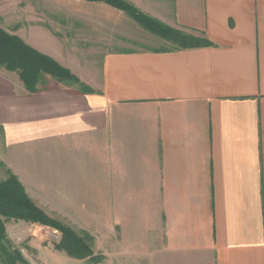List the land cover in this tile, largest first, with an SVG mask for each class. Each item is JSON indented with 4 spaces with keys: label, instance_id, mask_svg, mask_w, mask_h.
I'll list each match as a JSON object with an SVG mask.
<instances>
[{
    "label": "crops",
    "instance_id": "0c3cea01",
    "mask_svg": "<svg viewBox=\"0 0 264 264\" xmlns=\"http://www.w3.org/2000/svg\"><path fill=\"white\" fill-rule=\"evenodd\" d=\"M122 1L210 44L102 2L9 4L0 27L91 92L51 79L31 94L0 66V180L87 233L113 212L99 231L120 234L121 264H264V0Z\"/></svg>",
    "mask_w": 264,
    "mask_h": 264
},
{
    "label": "trees",
    "instance_id": "16d2710c",
    "mask_svg": "<svg viewBox=\"0 0 264 264\" xmlns=\"http://www.w3.org/2000/svg\"><path fill=\"white\" fill-rule=\"evenodd\" d=\"M85 2H102L128 14L140 25L170 40L173 44L189 48L208 45L202 39H194L181 35L177 31L160 25L159 23L137 13L135 9L122 0H82ZM0 66L8 71L15 72L28 93L39 90L38 84L49 77L57 82L68 81L77 84L86 92H91L83 86L68 70L62 68L50 58L43 56L27 46L18 37L10 35L0 27ZM9 220L23 221L27 224L50 228L60 234V243L57 249L67 251L71 257H77L79 251L89 253L87 246L73 231L61 223L49 218L27 195L25 189L13 175L0 180V261L5 258L9 264H29L21 253L12 247L11 240L7 237L6 223ZM73 247L74 249H72ZM78 258V257H77Z\"/></svg>",
    "mask_w": 264,
    "mask_h": 264
},
{
    "label": "rangeland",
    "instance_id": "374dc122",
    "mask_svg": "<svg viewBox=\"0 0 264 264\" xmlns=\"http://www.w3.org/2000/svg\"><path fill=\"white\" fill-rule=\"evenodd\" d=\"M18 0H0V15H4L5 18L4 23H7V17H14L16 11H10L8 6ZM25 1V0H20ZM33 3H36L39 0H31ZM62 1L63 10L65 15L72 14L73 12H77L79 7L75 2L77 0H48V2ZM13 5V4H12ZM81 11V10H80ZM12 12V13H11ZM11 13V14H9ZM7 14V15H6ZM64 15V16H65ZM19 17V16H18ZM4 24V25H5ZM2 25V26H4ZM6 27V26H5ZM181 35H187L184 32L177 31ZM188 36V35H187ZM7 70V69H6ZM17 77V76H15ZM19 78V77H18ZM16 78V79H18ZM53 80V79H52ZM51 78L45 77L44 81H41L38 84L39 89H47L52 85ZM36 205V204H35ZM37 206V205H36ZM38 207V206H37ZM42 210L40 207H38ZM54 208V207H53ZM49 215L42 210L49 218L55 220L62 225L70 228L73 233L78 235V237L82 238V241L87 246L89 253L85 251H79L80 254H76L77 257H71L67 254L66 250L56 249L55 245L60 243V234L50 228L41 227L38 225L28 224L30 228V234L25 237L19 235V231H17L16 238L15 233H11L13 236V241L11 240L12 247L18 250L22 257L29 264H121L123 259L126 260L125 251L121 249L118 245V241L120 242V234L114 230L111 234H106L102 231H99L101 228V224L104 225L105 219L108 222L114 223V213H106V217L104 216L102 207H101V215L97 218L90 217V224L93 229L97 230V234L87 233L85 231L80 230L78 226L74 224L70 225V222H74L73 219H67L66 221L60 218L55 217V210L51 209ZM114 211V210H113ZM78 222H82L81 219H76ZM117 228V223L115 226ZM23 234V233H22ZM8 237V235H7ZM9 238V237H8ZM74 249L73 247H71ZM104 256L106 258H104ZM0 264H9L5 262V258L0 261Z\"/></svg>",
    "mask_w": 264,
    "mask_h": 264
}]
</instances>
